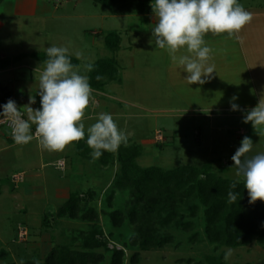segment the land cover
Segmentation results:
<instances>
[{
    "label": "rangeland",
    "instance_id": "obj_1",
    "mask_svg": "<svg viewBox=\"0 0 264 264\" xmlns=\"http://www.w3.org/2000/svg\"><path fill=\"white\" fill-rule=\"evenodd\" d=\"M36 2L39 7L33 5ZM21 3L23 7L18 9L17 17L3 13L7 16V27L0 32L1 42L15 58L29 51L46 52L52 45L66 46L71 57L79 61L80 74L89 78L91 72L85 71L86 64L94 65L100 59H115L121 64L124 70L120 72L121 83L109 82L106 93L92 88L83 121L86 129L96 122L98 114L110 113L128 140L142 147L137 159L141 167L168 169L208 164L219 175L242 180L237 177L231 159L243 139L236 135L237 126L243 124L241 119L218 116L213 120L215 127L228 123L231 130L206 128L209 120L202 115L216 116L222 112L205 113V107H195L201 106L202 100L198 103L186 97L191 90L186 91L185 76L176 70L168 76L171 60L166 50L156 48L149 18L138 14L113 15L106 6L93 0H21ZM31 8H36L38 15L30 13ZM109 32L121 34L120 51L107 47L104 35ZM76 52L82 53V57L77 58ZM26 62L44 67V62L32 58ZM21 73L28 72L22 69ZM1 129V133L9 132L7 127ZM251 139L254 144L247 155L264 153V129ZM12 146L10 154L0 153V264L11 262L8 255L17 264L35 258L42 261L51 249L59 246L83 250L84 239L92 235L102 241L92 248L105 254L106 261L101 264H109L113 248L125 249V264H264V246L256 239L236 248L209 241L202 209L196 216L191 214L197 200L178 192L172 196L168 192L157 193L148 202H142L137 207L136 220L130 222L128 215L135 198L115 188L121 176L119 161L102 167L98 160L79 154L74 142L63 152L42 150L36 140L26 145L14 141ZM40 154L46 157V162L64 155L69 162L67 171H58L51 165L41 167ZM22 170L26 178L20 184L23 180L17 179ZM67 192L79 193L82 208L95 207L99 218L81 221L58 217ZM114 209H119L126 218L120 225H114L105 212ZM172 211H177V218L165 223ZM42 220L45 226H41ZM185 222H192L193 227L186 229ZM167 236H171L170 242L159 245ZM135 239L137 242L133 244ZM228 249L232 255L225 260ZM135 254L136 263L132 260Z\"/></svg>",
    "mask_w": 264,
    "mask_h": 264
},
{
    "label": "clouds",
    "instance_id": "obj_2",
    "mask_svg": "<svg viewBox=\"0 0 264 264\" xmlns=\"http://www.w3.org/2000/svg\"><path fill=\"white\" fill-rule=\"evenodd\" d=\"M150 6L156 20L152 30L156 48L166 50L171 60L188 73L185 80L189 85H202L215 72V65L209 63L212 49L206 46L205 35L227 33L232 37L253 19V14L238 0H154ZM46 52L48 58L39 76L40 108L31 107L36 103L31 95L23 107H18L12 99L0 105V117L8 122L15 143L26 145L35 139L42 150L63 152L73 142L84 140L87 134L86 143L92 150L93 161L104 151L115 152L122 144L127 146V134L119 129L110 113L98 114L96 122L85 128L83 121L92 95L89 77L80 74L79 67L71 62L68 47L52 45ZM75 55L82 57L80 52ZM84 69L91 72L94 65L86 64ZM96 79L102 77L98 75ZM237 99L234 95L230 100L232 111L240 110L233 102ZM249 122L260 135L264 129V93L255 107L246 110L243 123ZM253 144L250 137H243L241 146L231 157L250 204L264 202V153L248 156ZM237 183L233 182L230 189H236ZM227 195L229 203H235L240 196L232 190ZM231 255L232 250L228 249L224 259Z\"/></svg>",
    "mask_w": 264,
    "mask_h": 264
},
{
    "label": "trees",
    "instance_id": "obj_3",
    "mask_svg": "<svg viewBox=\"0 0 264 264\" xmlns=\"http://www.w3.org/2000/svg\"><path fill=\"white\" fill-rule=\"evenodd\" d=\"M3 0H0V4ZM97 4L106 6L112 14H135L152 13L151 4L154 0H93ZM101 35V33H97ZM105 43L113 51L120 48V35L109 32L104 35ZM26 54L14 58L20 60ZM33 58L45 61L47 52L31 53ZM11 59L0 60V68H6L11 64ZM71 62L78 65L79 61L71 57ZM102 79L97 80V76ZM120 82V70L114 59H100L94 64L89 83L91 88L105 91L109 82ZM105 89V90H104ZM11 97L10 92L0 88V104L5 98ZM39 105L40 96L38 95ZM0 112L2 108L0 107ZM12 137V136H11ZM13 139V138H12ZM85 139L74 142L77 151L81 155L91 157V149ZM142 153L139 144L128 140L127 146L123 144L115 152L104 151L98 159L102 167L112 165L115 161L121 164V176L115 182V188L127 191L134 195L135 205L128 215L130 222H134L138 216V206L148 199L154 198L157 193L178 192L189 198H194L197 203L191 207L192 216L202 209L204 217V232L206 238L217 244L229 247H243L253 240L264 246V202L249 203L247 189L243 187V180H235L224 177L210 170L209 165L202 167L193 165H181L176 168H163L161 166L141 167L137 159ZM236 189H230L233 182H237ZM236 191L240 194L235 203L228 202V191ZM82 199L79 193H72L69 199L60 206L57 216L81 221H95L99 218V212L95 207L82 208ZM153 204V202H152ZM113 204L109 201V206ZM153 207V205H152ZM114 225H120L126 219L119 209L106 210ZM107 215V214H106ZM177 218V211H172L166 218L165 223H170ZM45 223V221H44ZM186 229L193 227L192 222L183 223ZM194 234L192 237L194 238ZM96 235L86 237L82 243L83 250L72 249L68 246L53 248L44 261L37 259L26 260L22 264H101L106 261L104 253L92 250L94 245L102 241ZM150 240V239H146ZM171 236L159 241V245L170 242ZM137 240L132 243L136 244ZM149 242V241H147ZM109 264H125L126 252L124 248L111 250ZM135 254L133 262L136 263ZM9 264H16L14 261Z\"/></svg>",
    "mask_w": 264,
    "mask_h": 264
},
{
    "label": "crops",
    "instance_id": "obj_4",
    "mask_svg": "<svg viewBox=\"0 0 264 264\" xmlns=\"http://www.w3.org/2000/svg\"><path fill=\"white\" fill-rule=\"evenodd\" d=\"M238 3L243 5L245 10L253 14V19L238 34H236L239 36V39L236 38V35L229 37L227 33H223L220 35H213L212 33H208L205 35L204 39L206 41V46L212 49V59L209 61V63L215 65L216 73L214 72L211 78H207L204 84L189 85L185 80L188 73L184 72L181 68L178 67L176 63L171 60L168 52L166 54L168 56V60H171L169 61L170 63L167 67L169 68L168 76H170V74H172L174 70L182 73V75L185 76L184 82L188 88L186 91L191 90L190 94L187 92L186 97L190 100H197V102L199 100H202V104H199L201 106H197L198 104H195V107H205V109H207V112L205 113L222 112L221 115L216 116L214 114L202 115L203 117H206L207 120H209V126L206 127L209 131L215 130L216 128L220 129L221 131L231 130V125L228 123L224 125L220 124L219 126L215 127L213 120L218 116V118L222 119H241V122L243 123L246 110H250L251 108L255 107L258 104L259 99L261 98V94L264 93V1L262 0L261 2L258 0H238ZM33 5L39 7L38 2H36V4L33 3ZM21 7H23V3H21V0H3L1 2L0 32L7 27V20L5 19L7 18V16L4 17L3 13H6L5 15H8L11 18L14 16L17 17V14L19 12L18 9ZM42 9L43 8H41V10ZM30 10V13L36 15H38L39 13L36 8H31ZM135 14L149 18V26L153 30L156 24L153 12ZM113 15L124 16L134 14ZM121 48L122 38L120 34V48L117 51H120ZM35 52L42 51L26 52L24 54H26L27 56L16 61L14 60V54H11V52L7 50L5 44L3 45V42H1L0 40V60H12L11 64L6 68H0V88L7 89L11 94V97L5 98L4 101L12 99L16 102L18 107H23L24 105L28 104L29 96L31 95L35 96L36 99V103L31 105V107H33L34 109L40 108L38 88L39 76L41 71L43 70V66H41L39 63L36 65V63H34L35 61L33 63L26 62V60H28L29 58H32L38 62H44L30 56L31 53ZM116 62L122 74L124 70L121 64L118 61ZM22 69H26L28 73L26 75L22 74ZM106 92H108L107 89L105 90V93ZM234 95L238 96V99L236 101H233L234 103L239 105L240 110L237 111H232L230 106V100ZM4 101L2 103H4ZM243 124V126H237L236 135L238 137H258L259 134L253 129L250 122L248 123V125L246 123ZM1 130L2 129L0 127V131ZM34 130L35 126H33L32 128V131ZM0 141L3 145L0 147V153L10 154L9 151H11V149L13 148L12 144L14 142L12 141L11 134L9 132H0ZM54 154L55 153H53V155ZM50 157L52 156H49V158ZM38 160L39 162H41V167L45 168L46 166L51 165L61 172L67 171L69 165L68 159L64 155L50 158L48 160L49 162H46V157H42L41 155ZM59 160H64L66 162L65 169L61 170L56 166V163ZM54 161H56V163ZM19 174L23 175V181L20 183L22 184L25 182L26 172L22 170ZM71 194L72 192H67L65 194V198H67L66 201L69 199ZM42 225H44V220H42L41 226ZM50 251L47 253V255L50 253ZM46 256L42 261H44ZM8 257L11 259V262L14 261L12 260L11 255H8Z\"/></svg>",
    "mask_w": 264,
    "mask_h": 264
},
{
    "label": "built area",
    "instance_id": "obj_5",
    "mask_svg": "<svg viewBox=\"0 0 264 264\" xmlns=\"http://www.w3.org/2000/svg\"><path fill=\"white\" fill-rule=\"evenodd\" d=\"M92 97V96H91ZM93 100H94V98H93ZM25 118H26V116H25ZM0 127H7L8 128V130H9V133L11 134V128L9 127V124H8V122L7 121H5V120H3L2 119V117H0ZM35 131V130H34ZM34 131H33V133H34ZM161 135V134H160ZM12 136V135H11ZM160 138H162V137H160ZM65 165H66V162L64 161V160H59V161H57V163H56V166L59 168V169H61V170H63V169H65ZM18 176H19V178L17 179V180H23V175L22 174H18ZM21 236H24V232H21Z\"/></svg>",
    "mask_w": 264,
    "mask_h": 264
}]
</instances>
